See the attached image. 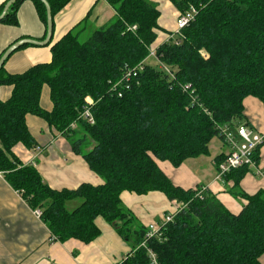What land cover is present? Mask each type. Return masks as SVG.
Segmentation results:
<instances>
[{
  "label": "trees",
  "instance_id": "1",
  "mask_svg": "<svg viewBox=\"0 0 264 264\" xmlns=\"http://www.w3.org/2000/svg\"><path fill=\"white\" fill-rule=\"evenodd\" d=\"M33 1L46 38V6ZM47 1L54 16L71 0ZM108 1L115 18L100 27L84 21L52 45L51 39L50 62L17 74L7 73L4 63L0 86L12 85L13 90L10 98L0 100V171L33 210L41 209V218L59 241L92 242L101 234L99 217L113 225L132 247L121 264H261L264 189L247 194L239 185L250 168L233 169L223 178L234 181L231 194L247 201L235 214L209 189L176 185L155 158L179 167L189 158L207 155L211 140L224 138L220 127L241 124L247 96L264 103V0H170L181 12L190 5L198 10L177 35L179 43L170 40L157 48L175 78L145 61L161 29L157 4ZM10 10L1 21L17 23ZM143 61L130 89L120 97L110 90L112 82ZM185 84H192L195 101L183 91ZM45 85L51 110L41 106ZM86 108L93 124L81 117ZM28 114L64 136L104 183L56 189L34 163L21 160L14 151L18 144L28 149L38 145L27 125ZM263 145L256 150L257 163ZM224 158H216L217 166ZM125 190L161 191L177 210L170 221H157L159 230L147 238L149 226L121 198Z\"/></svg>",
  "mask_w": 264,
  "mask_h": 264
},
{
  "label": "crops",
  "instance_id": "2",
  "mask_svg": "<svg viewBox=\"0 0 264 264\" xmlns=\"http://www.w3.org/2000/svg\"><path fill=\"white\" fill-rule=\"evenodd\" d=\"M8 1L0 0V12ZM150 1L157 4L161 11L158 21L161 29L152 44L153 48H158L175 36L176 22L181 11L170 0ZM10 11L14 12L17 23L0 21V55L19 39H45L46 26L33 0H21ZM115 15L116 11L108 0H71L53 16L51 45L81 22L100 27L111 22ZM51 45L29 44L20 47L5 61V71L17 74L33 65L50 62ZM12 90V85H1L0 100L10 98ZM41 106L46 110L53 107L48 85L43 87ZM244 106L245 117L240 121L241 124H247L264 135V103L255 96H247ZM26 121L38 145L43 148L36 159V167L51 187L76 188L83 182L94 185L104 183L90 169L85 159L72 150L67 139L51 130L44 119L28 114ZM228 150L224 141L217 136L211 140L207 155L189 158L179 167H175L168 160H155L176 185L185 189H209L231 212L238 214L247 201L230 193L233 180L224 181L218 178L216 158L221 155L226 157ZM14 151L25 163L35 161L31 149L23 144H18ZM257 164L264 170V145L260 149V160ZM239 185L245 193L254 194L264 189V175L250 168ZM121 198L145 226L159 221L167 212L177 210V204L161 191L137 194L125 190ZM96 223L101 234L90 243L75 238L64 242L52 240L53 234L41 216L34 213L21 194L0 174V264H121L132 251V247L103 218H97ZM260 261L264 264V254Z\"/></svg>",
  "mask_w": 264,
  "mask_h": 264
},
{
  "label": "built area",
  "instance_id": "3",
  "mask_svg": "<svg viewBox=\"0 0 264 264\" xmlns=\"http://www.w3.org/2000/svg\"><path fill=\"white\" fill-rule=\"evenodd\" d=\"M197 13L198 10L193 5H190V7L185 12H181L176 22V34L174 37H170L169 41L173 40L175 43H179V40H177L176 38L177 35H179L181 30L184 27L188 26L195 19ZM136 28V25L132 26L133 30H135ZM149 59H154V62L151 63H154V65L158 66L160 69L166 72L171 78H175L174 70L161 60L160 56L157 54V48H150L149 55L145 61L148 62ZM144 65L145 62L143 61L136 67L128 68L119 80L111 83L110 90L117 94L119 97L122 96L124 90L131 88L133 80L143 70ZM182 87L183 91L189 92L193 100L195 101V90L192 89V84H185ZM87 101L92 104V100L90 97H87ZM81 117L86 118L92 124L95 122L93 114L91 113L89 108H86L84 112H82ZM72 126L75 127L76 124L74 123ZM220 130L221 134L224 137L223 141L227 145L229 150L224 160H222L218 166V178L224 180V176L228 174L231 170L243 166L253 168L257 171L258 174L264 175V170L258 167V164L255 160L256 150L264 141L263 133L247 124H239L235 127L224 126L220 127ZM42 150L43 148L40 145H37L36 147L31 149V153L34 156L33 159H35V161H32L31 163H34L36 165V159L41 154ZM0 174L4 175V172L0 171ZM175 212H169L165 214L162 217V221H170ZM34 213L40 217L42 211L41 209L37 208L34 209ZM148 226L150 230L147 233V238H151L159 230V223L153 222ZM51 239L57 240L56 236L54 235H51ZM144 244L145 242L142 243V245ZM151 257L152 261L156 263V257L153 253H151Z\"/></svg>",
  "mask_w": 264,
  "mask_h": 264
},
{
  "label": "water",
  "instance_id": "4",
  "mask_svg": "<svg viewBox=\"0 0 264 264\" xmlns=\"http://www.w3.org/2000/svg\"><path fill=\"white\" fill-rule=\"evenodd\" d=\"M18 0H9L6 4L5 7L3 9V12L0 14V21L3 19V17L7 14L8 10L10 9V7L17 2ZM47 9V22H48V33L45 39L43 40H36L33 38H22L17 40L16 42H14L12 45H10L6 51L3 53V55L0 58V70L2 69L5 61L7 60V58L17 49H19L20 47H22L23 45L26 44H38V45H44L50 42V40L52 39L53 36V15H52V11H51V7L50 4L48 3L47 0H41Z\"/></svg>",
  "mask_w": 264,
  "mask_h": 264
},
{
  "label": "rangeland",
  "instance_id": "5",
  "mask_svg": "<svg viewBox=\"0 0 264 264\" xmlns=\"http://www.w3.org/2000/svg\"><path fill=\"white\" fill-rule=\"evenodd\" d=\"M148 62H150V63H151V62H154V59H149V61H148Z\"/></svg>",
  "mask_w": 264,
  "mask_h": 264
}]
</instances>
